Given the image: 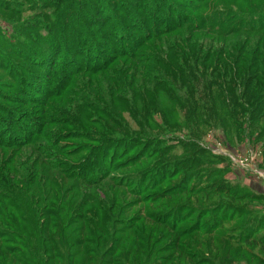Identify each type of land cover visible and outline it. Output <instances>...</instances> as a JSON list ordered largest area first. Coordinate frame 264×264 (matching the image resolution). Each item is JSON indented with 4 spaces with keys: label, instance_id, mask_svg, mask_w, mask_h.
Returning a JSON list of instances; mask_svg holds the SVG:
<instances>
[{
    "label": "rangeland",
    "instance_id": "obj_1",
    "mask_svg": "<svg viewBox=\"0 0 264 264\" xmlns=\"http://www.w3.org/2000/svg\"><path fill=\"white\" fill-rule=\"evenodd\" d=\"M197 58L233 96L194 115ZM236 70L264 86V0H0V264H264Z\"/></svg>",
    "mask_w": 264,
    "mask_h": 264
},
{
    "label": "trees",
    "instance_id": "obj_2",
    "mask_svg": "<svg viewBox=\"0 0 264 264\" xmlns=\"http://www.w3.org/2000/svg\"><path fill=\"white\" fill-rule=\"evenodd\" d=\"M191 50H193V46L190 48ZM198 56V55H197ZM209 63L204 61V60H200V59H196L194 61V63L191 65L190 64V69L188 74L189 75H194V77H196V79L198 80V84L194 85L193 89V97L192 100L190 101L192 105H198L195 108L192 109V113L194 115H198V113H202V111L205 113L207 112V110L204 108V106L207 105V103L211 106H213L216 102V98L218 97L217 94L224 93V96L222 95L221 97L225 100L224 102H229V99L232 98V94L230 95V93L227 91V89L224 90V86L222 84L216 85L212 83V80L210 82H208L207 79L211 78L215 71L213 68H211L209 71ZM173 75H175V73H172ZM239 76V77H238ZM180 78V77H179ZM245 78L242 77V72H239V74H237V70H236V74L234 75V78L232 81L228 82V86H233L236 89V94H238L236 97V102L239 104H242V106H250L251 104H255L256 102L259 101V103H264V86L261 87H253L250 86L248 82L244 81ZM244 81V83H243ZM239 83H243L242 85ZM190 85V84H189ZM249 87H251V89H249ZM181 88V86L179 87ZM174 89V88H173ZM248 90H251V94H253V96L248 95ZM173 91L172 93H177L174 97L179 100H181V95H183L184 97V93L180 92L179 89H175V90H171ZM240 91V92H239ZM263 96V97H262ZM186 97V95H185ZM235 97V96H234ZM262 97V98H261ZM261 100H260V99ZM179 102V101H178ZM183 103V102H182ZM231 104V101H230ZM181 105V104H180ZM203 107V108H201ZM200 109V111H199ZM191 111V110H190ZM210 235L212 236V234L210 233ZM246 242H243L244 245L249 244L251 241L249 240V236L246 235ZM249 247V246H247ZM241 248V247H239ZM262 250V249H260Z\"/></svg>",
    "mask_w": 264,
    "mask_h": 264
}]
</instances>
